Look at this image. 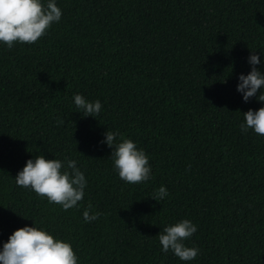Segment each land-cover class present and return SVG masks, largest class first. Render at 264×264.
<instances>
[{
    "label": "trees",
    "instance_id": "1",
    "mask_svg": "<svg viewBox=\"0 0 264 264\" xmlns=\"http://www.w3.org/2000/svg\"><path fill=\"white\" fill-rule=\"evenodd\" d=\"M56 2L61 20L37 42L0 44V246L33 221L69 240L80 264H183L157 234L187 218L200 250L188 264H264V136L239 129L261 104L236 91L250 52L264 53V0ZM74 93L101 113L75 112ZM106 129L145 150L149 181L119 179ZM38 154L77 161L79 207L15 184ZM161 185L169 195L156 201ZM89 204L102 213L90 223Z\"/></svg>",
    "mask_w": 264,
    "mask_h": 264
},
{
    "label": "clouds",
    "instance_id": "2",
    "mask_svg": "<svg viewBox=\"0 0 264 264\" xmlns=\"http://www.w3.org/2000/svg\"><path fill=\"white\" fill-rule=\"evenodd\" d=\"M61 17L62 10L56 0H0V44L11 49L14 44L35 43L46 35L52 24L60 22ZM254 53L251 51L246 58L250 71L237 76L236 91L243 102L255 97L261 107L243 112L239 129L241 133L251 130L264 136V70L257 67L264 66V53L260 52L259 56ZM72 103L75 112L82 117L95 118L102 111L100 100H89L80 93L73 94ZM100 143L111 149L113 171L120 180L140 184L151 179L149 155L136 141L124 137L118 130L106 129ZM13 180L17 186L31 190L63 210L80 206L88 184L76 160L67 157L49 159L43 154L27 159ZM168 195L166 187L161 185L151 198L159 201ZM100 215L102 213L92 211L91 204L82 212L84 222L88 223L96 221ZM196 232L197 225L187 218L165 224L157 234L161 252H171L183 264H188L200 251L198 247L188 245ZM0 264H80V259L69 240L32 221L31 226L15 229L0 246Z\"/></svg>",
    "mask_w": 264,
    "mask_h": 264
}]
</instances>
